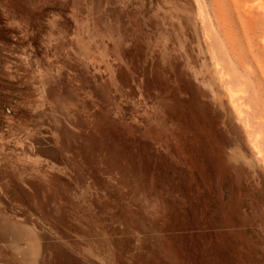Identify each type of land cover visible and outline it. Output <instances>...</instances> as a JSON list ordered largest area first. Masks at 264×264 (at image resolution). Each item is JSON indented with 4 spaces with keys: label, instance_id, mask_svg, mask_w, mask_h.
Here are the masks:
<instances>
[{
    "label": "rangeland",
    "instance_id": "obj_1",
    "mask_svg": "<svg viewBox=\"0 0 264 264\" xmlns=\"http://www.w3.org/2000/svg\"><path fill=\"white\" fill-rule=\"evenodd\" d=\"M4 219L0 264H264V0H0Z\"/></svg>",
    "mask_w": 264,
    "mask_h": 264
},
{
    "label": "crops",
    "instance_id": "obj_2",
    "mask_svg": "<svg viewBox=\"0 0 264 264\" xmlns=\"http://www.w3.org/2000/svg\"><path fill=\"white\" fill-rule=\"evenodd\" d=\"M3 222L6 227L3 226V229H0V240L2 241L6 239V237H8V239H10V241L14 243L22 240L25 241V249L21 250L23 251L22 257L26 256L28 258V256H30L32 252V244L35 237L34 230L26 225L24 226L21 224H17L6 219H4ZM15 249L13 250L19 253V251H17L18 249H20L19 246H16Z\"/></svg>",
    "mask_w": 264,
    "mask_h": 264
}]
</instances>
